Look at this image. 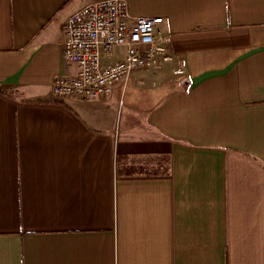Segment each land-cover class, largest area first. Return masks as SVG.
Here are the masks:
<instances>
[{
	"label": "crops",
	"instance_id": "0c3cea01",
	"mask_svg": "<svg viewBox=\"0 0 264 264\" xmlns=\"http://www.w3.org/2000/svg\"><path fill=\"white\" fill-rule=\"evenodd\" d=\"M95 1L0 0V264H264V0H124L176 61L55 97Z\"/></svg>",
	"mask_w": 264,
	"mask_h": 264
},
{
	"label": "built area",
	"instance_id": "2783aa9c",
	"mask_svg": "<svg viewBox=\"0 0 264 264\" xmlns=\"http://www.w3.org/2000/svg\"><path fill=\"white\" fill-rule=\"evenodd\" d=\"M162 17H134L124 0H99L71 14L65 22L63 59L73 76L57 77L52 94L94 101L109 97L114 86L138 70H163L176 59L171 39L162 32ZM115 58L113 61H107ZM174 75L184 71L174 69Z\"/></svg>",
	"mask_w": 264,
	"mask_h": 264
}]
</instances>
